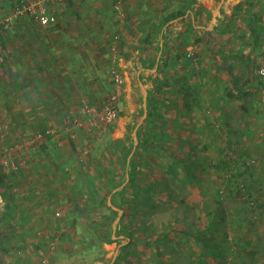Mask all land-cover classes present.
Listing matches in <instances>:
<instances>
[{
  "label": "rangeland",
  "instance_id": "1",
  "mask_svg": "<svg viewBox=\"0 0 264 264\" xmlns=\"http://www.w3.org/2000/svg\"><path fill=\"white\" fill-rule=\"evenodd\" d=\"M243 1L231 8L229 0H210L209 16L179 32L169 58L144 81V104L135 72L120 67L125 56L108 41L97 94L81 96L76 113L8 143L0 109V264H264V0L252 8L253 33L233 18ZM9 16L0 30L20 18L3 29ZM217 18L227 22L224 33L204 42ZM229 52L239 56L235 84L223 65ZM112 70L121 73L123 91L116 120L105 125L99 113ZM127 84L134 97L125 102ZM148 98L158 108L162 149L137 150ZM84 105L97 111L86 114ZM119 118L128 120L124 136L111 140ZM129 174L132 194L120 203L105 179L127 184ZM94 188L115 215L89 199Z\"/></svg>",
  "mask_w": 264,
  "mask_h": 264
},
{
  "label": "crops",
  "instance_id": "2",
  "mask_svg": "<svg viewBox=\"0 0 264 264\" xmlns=\"http://www.w3.org/2000/svg\"><path fill=\"white\" fill-rule=\"evenodd\" d=\"M19 1L0 0V21ZM229 1L232 8L240 0ZM209 4L210 0H66L47 6V12L56 18L54 25L41 27L27 16L16 19L8 31L0 30V109L7 129L5 140H28L37 129L47 128L51 121L61 122L66 112L74 113L81 96L97 94L96 80L103 77L100 72L107 61L108 41L125 56L120 67L135 72V88L144 104V81L169 58L179 32L194 30L200 14L209 16ZM184 8L183 16L165 21ZM133 92L125 85V102L134 97ZM127 123L119 118L110 139H122ZM125 185L126 179L115 190Z\"/></svg>",
  "mask_w": 264,
  "mask_h": 264
},
{
  "label": "trees",
  "instance_id": "3",
  "mask_svg": "<svg viewBox=\"0 0 264 264\" xmlns=\"http://www.w3.org/2000/svg\"><path fill=\"white\" fill-rule=\"evenodd\" d=\"M255 1L256 0H244L238 7H235V13L238 16L234 14L233 18H236L237 20H239L241 22L242 27L248 29L247 31H245L247 33H253L252 26L250 25V21H252V19H253L252 17H254L256 15L254 12L252 13V8L256 4ZM184 12H185V8L184 9H179L178 12H176L174 14H170L169 18H167V19L165 18L166 20L165 19L164 20L167 22V21H170V20H172L174 18H178L180 16H183ZM226 23L227 22L224 23L220 18H217L216 19V25L214 26L213 31L212 32H207L206 33L207 36H203L202 40L204 42L205 41L208 42L210 36L214 37V35H220V34L224 33V32H222L223 31L222 27L226 26ZM227 58H229V59L223 65H226V67L229 69L228 72H229V75L232 78L231 82L233 84H235V82L238 79L237 78L238 74L234 75L233 70H235L237 68L235 65H237L239 63V56L238 55H233V52L231 54L229 52L227 54ZM224 61H226V60H224ZM185 63L188 65L189 64V60L185 59ZM190 70L193 71L194 68L192 67V69H190ZM187 77H189V76H187ZM187 106L189 107L190 105H187ZM147 110L148 111H147V114H146V117H145V121L142 123V125L140 126V128L137 131V133H138L137 139L139 140V143L137 144L136 149L137 150L138 149H144L143 147H151L154 144L159 146L160 149H162L160 144H159V140H158V137L161 136L162 132H161V130H160V132H156V128L160 124L159 121L158 122L156 121L157 118L159 117L158 116L159 114L157 113L158 108H155L153 106V104L151 103V98L147 99ZM154 121H156V122H154ZM217 122H219V121H217ZM44 132H45V130L42 131V133H44ZM153 138H156L157 141L156 142H152ZM115 143H118V142H115ZM152 143H154V144H152ZM130 150H131V147L128 148V150H126V152H124L121 155V161L126 159V155L128 154V152ZM164 151L167 152L165 148H164ZM168 153L170 155V158L173 159V157H174V159L176 160V157H175L174 154H170V152H168ZM176 161H177L178 164H180L183 167L184 170H185V168L189 169L190 166L188 167V164H187L185 158H178ZM189 174L191 175V173H189ZM120 175H121V173H120ZM128 178H129V180H128L127 184L125 186L121 187V189L117 190V191L115 189L120 187L121 184H122L121 182H119V179L118 178L115 179L116 180V184H113V182H111L109 179H105L106 182L104 184L106 185L107 183H109V185H110V190L109 191H110V193L112 192L111 193L112 198L115 199L117 197L120 201H122V199H123V201L120 202V203H124V202L129 201L127 197H122L123 194H126L128 192H130L132 194V191L129 190V188H130L129 185L132 183L133 177L131 176V174H129ZM90 190H92V189H90ZM97 195H98L97 194V190L94 188V191H90L89 192V199L96 200L95 196H97ZM96 201L99 204L102 205L104 210L109 211V213H110L109 215L110 216H113V215L116 214L113 210L109 209L105 205V203L103 202V200L100 197ZM191 235H192V237L194 239V242H196L199 245V248H203V246H205V249L208 248V245L206 244V242L202 241L199 238L198 235H194V234H191Z\"/></svg>",
  "mask_w": 264,
  "mask_h": 264
},
{
  "label": "built area",
  "instance_id": "4",
  "mask_svg": "<svg viewBox=\"0 0 264 264\" xmlns=\"http://www.w3.org/2000/svg\"><path fill=\"white\" fill-rule=\"evenodd\" d=\"M66 0H21L17 4L14 5L13 11L10 16L5 19L2 23L3 29H6L8 25L11 23L12 19H16L18 17L27 16L31 18L35 23H37L41 27H48L50 25H54L56 23V18L54 14L47 12V6L52 4L59 5L64 3ZM115 10L119 14L120 11L116 7ZM117 38H115L113 43H115ZM111 51H114V46L111 47ZM113 59H115L113 57ZM112 59V61H114ZM264 75V71L260 72ZM123 77L118 70L111 71V91L108 98L103 102L101 106V110L99 113V119L102 124L108 125L113 123L119 113L118 109V99L123 91ZM84 112L86 114H95L97 111L93 106H83ZM72 118V117H71ZM71 126L76 129L79 126L76 118L71 119ZM52 132L50 130H45L44 134L48 135Z\"/></svg>",
  "mask_w": 264,
  "mask_h": 264
}]
</instances>
